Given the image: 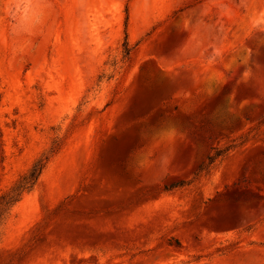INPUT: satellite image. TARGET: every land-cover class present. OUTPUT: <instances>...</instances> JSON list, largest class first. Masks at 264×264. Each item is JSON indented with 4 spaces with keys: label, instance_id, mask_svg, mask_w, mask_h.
<instances>
[{
    "label": "rangeland",
    "instance_id": "rangeland-1",
    "mask_svg": "<svg viewBox=\"0 0 264 264\" xmlns=\"http://www.w3.org/2000/svg\"><path fill=\"white\" fill-rule=\"evenodd\" d=\"M0 264H264V0H0Z\"/></svg>",
    "mask_w": 264,
    "mask_h": 264
},
{
    "label": "trees",
    "instance_id": "trees-1",
    "mask_svg": "<svg viewBox=\"0 0 264 264\" xmlns=\"http://www.w3.org/2000/svg\"><path fill=\"white\" fill-rule=\"evenodd\" d=\"M126 53H129L128 49H126ZM224 153L225 150L217 151L215 156L209 157L210 164L214 163L217 157L222 156ZM44 166L45 165L42 163V160L37 161L32 169L20 180L18 185H16L13 190V196H11V199L17 200L23 192L30 191L40 177Z\"/></svg>",
    "mask_w": 264,
    "mask_h": 264
}]
</instances>
